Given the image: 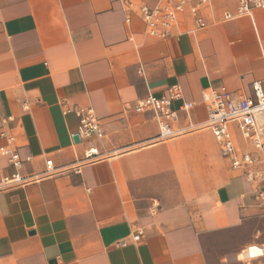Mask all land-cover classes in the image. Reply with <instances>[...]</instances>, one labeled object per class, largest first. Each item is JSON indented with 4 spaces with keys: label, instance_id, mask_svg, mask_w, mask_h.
I'll return each instance as SVG.
<instances>
[{
    "label": "crops",
    "instance_id": "0c3cea01",
    "mask_svg": "<svg viewBox=\"0 0 264 264\" xmlns=\"http://www.w3.org/2000/svg\"><path fill=\"white\" fill-rule=\"evenodd\" d=\"M122 1L0 0V151L32 178L0 190V264H209L206 240L258 214L259 185L222 156L202 96H253L264 13L224 21L235 0H209L205 28L186 11L158 39ZM173 86L179 135L158 141L155 114L134 107ZM76 108L93 110L103 139L76 140ZM49 160L58 173L44 176ZM14 173L0 156V181Z\"/></svg>",
    "mask_w": 264,
    "mask_h": 264
},
{
    "label": "built area",
    "instance_id": "2783aa9c",
    "mask_svg": "<svg viewBox=\"0 0 264 264\" xmlns=\"http://www.w3.org/2000/svg\"><path fill=\"white\" fill-rule=\"evenodd\" d=\"M160 6L135 5L129 0H123V6L128 12H136L146 27L149 36L166 39L177 24L178 18L188 12L197 28L206 27L202 10L208 6L209 0H159ZM236 14H223L224 21L233 20L240 16H250L255 9L264 13V0H235ZM129 22V18L126 19ZM263 82L252 84L253 96L240 98L224 88L209 89L203 93V102L207 107L206 128L209 129L220 147L221 154L232 168L241 172L247 179L257 181L264 175V88ZM182 99L179 86L169 89L167 95L155 97L149 95L136 102V111H151L155 114L159 127L158 141L176 138L179 133L173 131L172 125L176 119V112L171 109L173 102ZM191 103H184L183 110H190ZM79 120L77 137L79 140H101L104 137L100 121L91 108H76L73 110ZM236 132L241 140L252 148L251 152H241L235 142ZM11 140V138H10ZM1 157H7L15 173L9 178L0 181V190L24 187L32 182V178L22 176L19 171L22 166L16 152L0 151ZM99 157L97 148L89 146L84 153V161H94ZM44 176H53L58 173L49 160L45 164ZM135 241L138 237L133 238ZM264 258V245H249L239 255L241 262L249 263Z\"/></svg>",
    "mask_w": 264,
    "mask_h": 264
},
{
    "label": "rangeland",
    "instance_id": "374dc122",
    "mask_svg": "<svg viewBox=\"0 0 264 264\" xmlns=\"http://www.w3.org/2000/svg\"><path fill=\"white\" fill-rule=\"evenodd\" d=\"M258 214L233 230L221 232L206 240L205 252L209 264H264V258L244 263L241 252L249 245H264V175L257 180Z\"/></svg>",
    "mask_w": 264,
    "mask_h": 264
},
{
    "label": "water",
    "instance_id": "95a60500",
    "mask_svg": "<svg viewBox=\"0 0 264 264\" xmlns=\"http://www.w3.org/2000/svg\"><path fill=\"white\" fill-rule=\"evenodd\" d=\"M76 140L78 141V137L76 138Z\"/></svg>",
    "mask_w": 264,
    "mask_h": 264
}]
</instances>
